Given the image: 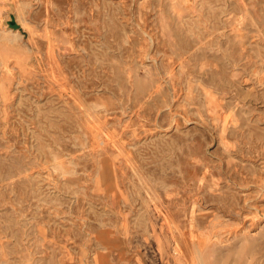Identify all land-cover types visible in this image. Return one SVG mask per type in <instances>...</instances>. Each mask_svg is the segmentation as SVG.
Returning <instances> with one entry per match:
<instances>
[{
	"label": "rangeland",
	"instance_id": "1",
	"mask_svg": "<svg viewBox=\"0 0 264 264\" xmlns=\"http://www.w3.org/2000/svg\"><path fill=\"white\" fill-rule=\"evenodd\" d=\"M0 264H264V0H0Z\"/></svg>",
	"mask_w": 264,
	"mask_h": 264
},
{
	"label": "water",
	"instance_id": "2",
	"mask_svg": "<svg viewBox=\"0 0 264 264\" xmlns=\"http://www.w3.org/2000/svg\"><path fill=\"white\" fill-rule=\"evenodd\" d=\"M9 25L12 27V28H17V24L15 23V21L12 19L10 20L9 22Z\"/></svg>",
	"mask_w": 264,
	"mask_h": 264
}]
</instances>
